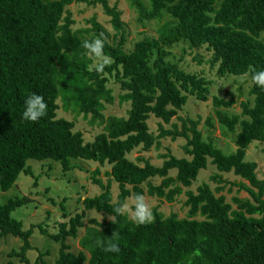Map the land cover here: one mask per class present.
<instances>
[{
  "label": "trees",
  "instance_id": "16d2710c",
  "mask_svg": "<svg viewBox=\"0 0 264 264\" xmlns=\"http://www.w3.org/2000/svg\"><path fill=\"white\" fill-rule=\"evenodd\" d=\"M129 1L140 23L159 25L157 36H145L127 49L122 13L108 0H0V191L12 188L22 173H32L27 165L31 159L60 163L65 171L75 167L74 160L110 165L107 183L98 177L99 168L92 172L93 183L102 191L82 203L85 210L104 213L113 221L92 219L97 226H86L78 252L71 250L68 239H76L85 226L84 213L57 222V231L49 233L60 245L56 264H264V179L258 176V163L246 160L252 142L264 143V89L252 83L253 104L243 102L240 115L222 108L232 106L233 99L213 97L219 124L235 134L237 148L229 154L204 138L199 120L181 118V127L174 124L172 129L161 123L157 135L149 125L152 116L171 122L189 96L200 101L210 96V79L170 59L174 44L204 48L219 77L264 68V0ZM75 2H101L111 16L114 40L106 39V29L95 18L87 33L74 30L67 7ZM94 37L104 41V53L112 60L102 73L89 72L91 61L83 55L82 42ZM195 58L202 62V55ZM111 81L121 90L120 103L129 105L126 116L105 113L115 102ZM33 93L44 98L47 108L44 117L30 122L21 113L24 100ZM60 107L82 114L102 130L86 141L83 131L75 129V120L58 116ZM207 123L214 125L211 117ZM166 137L185 138V155L165 153L161 165L128 157L138 147L149 151ZM209 163L218 170L211 178L218 185L214 189L203 182L196 192L188 189L186 216L165 215L155 207L152 222L137 225L129 216L115 213L119 204L136 194L174 202ZM220 173L246 180L238 186L249 197L235 196L231 203L219 195L229 183ZM113 181L119 186L116 200ZM27 202L16 196L0 205V240L7 235L23 240L21 250L11 255L24 262L34 227L48 234L41 224L24 229L22 221L12 216ZM113 238L118 239L119 253L103 251L100 244Z\"/></svg>",
  "mask_w": 264,
  "mask_h": 264
},
{
  "label": "rangeland",
  "instance_id": "374dc122",
  "mask_svg": "<svg viewBox=\"0 0 264 264\" xmlns=\"http://www.w3.org/2000/svg\"><path fill=\"white\" fill-rule=\"evenodd\" d=\"M111 6H117L121 11V18L125 24L127 33L126 48H133L135 42L144 38L145 36H157L158 25L157 21L140 23L137 19L138 14L131 6L129 0H108ZM74 19L73 29H84L87 33L88 29H92L93 18L96 19L106 29L109 36L106 39L113 41L115 38V29L113 27L111 16L108 15L101 2L96 5H90L86 2H75L67 7ZM93 34L94 31H90ZM170 59L176 62L180 67L190 72H197L205 75L212 81L211 92L207 101H200L189 96L186 106L178 111L171 122L164 123L160 119L152 116L149 119L150 129L155 135L160 132V124L165 128L172 129L174 124L179 127L182 125L181 118H193L199 120L198 128L201 130L205 139H211L216 146L221 148L225 153H232L237 146L234 140V133L226 131L218 122L216 115V107L213 104V97L217 96L229 101L234 100V104L228 108L222 107L229 114H242V103L249 101L253 104L254 97L250 94L252 82L249 76H226L219 77L216 73V68H212L207 61L211 54L204 48L199 50L190 49L185 43L174 44L169 48ZM202 55V62L198 58ZM110 86L114 87L115 102L107 105L105 110L106 115L113 114L118 116H126L128 103L121 104L119 101V86L110 82ZM61 104V100H59ZM59 117H65L70 120H75L76 130H81L84 133L86 141L94 139L95 135L102 130L101 126H93L88 119H84L83 115L76 116L74 112L66 111L60 107L58 111ZM211 117L212 127L208 125L207 119ZM238 130V129H237ZM186 143L185 138H177L172 140L170 137L160 139L158 145L153 146L149 151L143 150L141 147L133 150L128 157L131 160L137 161L138 157L149 159L155 165L163 163L165 153L181 157L185 155L183 145ZM246 160L256 161L258 163L257 173L261 179H264V143L254 141L250 144L246 152ZM72 164L75 166L72 170L65 171L60 163L45 160H29L28 167L31 168L29 174L22 173L17 182L8 191H0V205L4 204L10 198L16 196L28 199V202L15 209L12 216L23 223L24 229L31 226L42 225L48 234L41 232L39 227H34V234L30 239L32 248L26 252L28 262L22 261L20 256L11 255L13 250L20 251L24 244L23 240L13 235H7L0 240V264H56L59 257V243L53 241L49 233L57 231V222L68 221L77 213H84L83 221L84 227L79 229V235L76 239L69 238L68 243L71 245L73 252L82 250L80 239L86 232V226L96 225L91 222L92 219L98 222L111 220L110 217L104 213L96 210H85L82 199L87 196H94L102 191V189L94 184L92 181V172L97 168L100 169L98 177L105 183L111 178L107 175V171L111 169L110 165H100L97 162L90 160H74ZM143 164V163H141ZM218 173L214 165L208 164L207 169H202L189 188H184V192L180 194L174 202L152 197L147 193L143 196L145 202L149 205L151 210L158 207L165 215L176 212L180 217L187 214L188 206H186L188 189L197 191V187L203 182H209L215 189L217 182L212 181V176ZM172 175L176 174L172 170ZM225 179L229 181L224 185V188L218 193L226 196L227 201L232 203V199L236 197L246 198L249 194L244 189H240L238 184L246 182V180L236 176L234 173H220ZM156 183L160 179H155ZM112 190L114 199L116 200L119 192L118 183L112 182ZM131 198L127 201L131 204ZM236 206V205H234ZM97 226V225H96Z\"/></svg>",
  "mask_w": 264,
  "mask_h": 264
},
{
  "label": "clouds",
  "instance_id": "9594fccd",
  "mask_svg": "<svg viewBox=\"0 0 264 264\" xmlns=\"http://www.w3.org/2000/svg\"><path fill=\"white\" fill-rule=\"evenodd\" d=\"M82 48L84 49L83 55L91 61L87 66L89 72L102 73L104 68L111 64V57L104 53V41L102 39L94 37L84 40ZM244 75H250L251 82L255 86L264 89V68L259 70L249 69ZM46 108L47 105L42 96L35 93L30 94L24 100L23 112L21 113L22 119L30 122L38 121L46 115ZM115 213L129 216L137 225L151 223L153 220L152 210L145 202L143 195L140 194H136L131 198V204L127 200L119 204L115 208ZM110 219L113 221L114 218L110 217ZM98 244H100L99 241ZM100 246L105 252L119 253L120 251L117 238H113L107 244H100Z\"/></svg>",
  "mask_w": 264,
  "mask_h": 264
}]
</instances>
